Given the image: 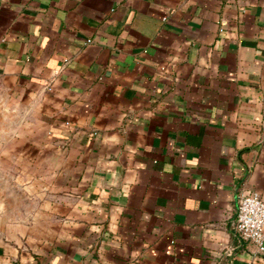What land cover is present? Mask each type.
<instances>
[{"label": "crops", "instance_id": "0c3cea01", "mask_svg": "<svg viewBox=\"0 0 264 264\" xmlns=\"http://www.w3.org/2000/svg\"><path fill=\"white\" fill-rule=\"evenodd\" d=\"M0 73V264H264V0H0Z\"/></svg>", "mask_w": 264, "mask_h": 264}, {"label": "built area", "instance_id": "2783aa9c", "mask_svg": "<svg viewBox=\"0 0 264 264\" xmlns=\"http://www.w3.org/2000/svg\"><path fill=\"white\" fill-rule=\"evenodd\" d=\"M234 227L238 236L254 247L258 257L264 255V200L258 193L246 191L239 196Z\"/></svg>", "mask_w": 264, "mask_h": 264}, {"label": "clouds", "instance_id": "9594fccd", "mask_svg": "<svg viewBox=\"0 0 264 264\" xmlns=\"http://www.w3.org/2000/svg\"><path fill=\"white\" fill-rule=\"evenodd\" d=\"M2 144H3V141L0 140V145ZM0 224L4 226L9 225L8 214L5 209V204L2 201H0Z\"/></svg>", "mask_w": 264, "mask_h": 264}]
</instances>
